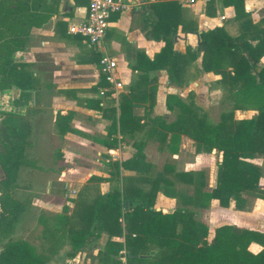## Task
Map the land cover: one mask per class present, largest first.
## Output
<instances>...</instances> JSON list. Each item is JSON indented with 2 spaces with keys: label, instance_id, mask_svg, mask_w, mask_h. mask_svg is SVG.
I'll return each mask as SVG.
<instances>
[{
  "label": "trees",
  "instance_id": "obj_1",
  "mask_svg": "<svg viewBox=\"0 0 264 264\" xmlns=\"http://www.w3.org/2000/svg\"><path fill=\"white\" fill-rule=\"evenodd\" d=\"M221 3L233 8L235 20L240 22L239 34L232 38L218 27L200 32L201 69L219 75L228 84L233 110H245L244 106L250 105L257 115L235 120L230 111L222 114L217 124H211L192 102L185 104L175 96H167L166 107L176 108L177 114L171 123L162 118L152 120L160 129V142H167L168 150L175 153L180 137L187 136L197 145L220 151L214 186L205 188L202 172H174L172 166L164 165L162 171L149 179L148 190L127 184L117 185L106 194L97 193L91 203L81 207L79 226L67 232L73 253L106 235L107 240L96 255L110 264H122L123 257L125 264H264V233L222 225L214 229L208 240L207 226L185 209H207L216 201L223 208L232 202L235 210L242 211L246 206L244 194L257 189L262 175L261 167L250 161L261 155L264 163V64L259 65L255 56V52H264V8L259 22L253 24L244 10V0H221ZM148 9L153 18L151 35L164 43L148 63L152 70L166 67L168 80L177 83L180 65L196 59L190 48L184 54L172 50L173 37L182 25L180 5L176 0H162L150 4ZM50 14L46 0H0V90L18 89L16 104L21 106L31 92L40 88L38 62L42 60L43 68H47L48 58L36 53L35 62L26 64L13 62L11 55L26 48L31 28L43 24ZM206 14L214 15L213 1L206 5ZM182 29L191 28L184 24ZM136 69L142 70L140 66ZM105 85L102 78L99 86ZM121 99L120 127L133 107L127 97L121 96ZM4 116L0 123V239L13 233L15 221L23 211L22 203L9 199L8 191L25 164L26 142L30 136L22 117L10 112ZM63 119L57 116V121ZM113 166L118 168V163ZM121 167L134 169L138 174H146L150 169L142 147L131 159L122 162ZM177 182L190 186L191 193L177 190ZM159 191L181 207L168 213L157 209L155 199ZM251 243L262 249L251 253L248 249ZM44 262L23 241L8 243L0 251V264Z\"/></svg>",
  "mask_w": 264,
  "mask_h": 264
},
{
  "label": "crops",
  "instance_id": "obj_2",
  "mask_svg": "<svg viewBox=\"0 0 264 264\" xmlns=\"http://www.w3.org/2000/svg\"><path fill=\"white\" fill-rule=\"evenodd\" d=\"M159 1L162 0H135L125 10L113 13L102 48L95 50L82 37L67 32L70 23H78L86 16L88 0H46L51 8L50 18L40 26L31 28L26 48L11 55L13 62L26 64L35 62L36 53L48 58L47 68H43L45 62L42 60L38 62L40 88L31 92L22 106L16 104L20 91L15 87L9 88L15 92V96L12 99L14 110L8 112L22 117L30 133L26 149L32 150L33 155L29 161L25 159V164L30 167L33 176L38 174L60 184V187L56 184L52 193L48 190V180L44 194L30 188L32 205L37 206L39 212L46 215L64 212L70 216L74 204L68 197H75L92 176L101 179L100 194H106L119 183L127 184L129 179L147 178L156 164L149 148H157L156 155L162 153L159 148L168 151L167 142L163 144L158 138L160 129L152 122L156 118H162L166 123L172 122L167 117L173 115L171 113L177 114L176 108L169 110L166 107L167 96H175L185 104L192 102L206 115L212 107H220L224 101L231 103L227 83L219 75L201 69L198 34L218 27L230 37H237L240 22L235 20L233 8L224 7L221 0H212L214 15L209 16L206 5L211 1L176 0L181 9L182 25L186 24L191 29L183 30L179 25L173 37L172 50L184 54L190 48L195 52L196 59L182 63L178 81L172 83L168 80L166 67L152 70L148 63L164 45L151 35L153 18L148 9L150 4ZM263 8L264 0H244V10L253 24L259 22ZM103 53L115 60L116 74L122 83L120 89L113 90L107 82L105 86H99L102 79L99 61ZM255 56L259 65L264 64V52H255ZM137 66L142 70H137ZM121 96L127 97L133 105L130 118L124 119L122 127L119 124ZM40 98L45 105H39ZM57 116L63 117V121H57ZM181 138V142L192 148L191 140ZM140 147L145 162L150 165L148 173L138 174L134 169H123L121 163L131 159ZM182 148L185 149L186 145ZM43 150L48 153L45 162L43 156L37 158ZM177 153L169 154L178 160ZM55 154L56 158L53 159ZM113 163H118V168ZM198 164L199 167H195ZM201 170V162L198 161L185 170L174 172L203 173ZM260 182L261 178L258 185ZM131 185L148 190L147 186ZM158 193L155 207L165 213L173 211L170 208L174 200ZM215 203L212 201L209 208L200 210L206 213ZM230 204L234 209L233 203ZM246 208L247 200L244 210L234 211L240 214ZM217 221L218 217L213 220L215 223ZM239 221L244 222L243 225L234 226L264 233V230L253 228L257 223L251 217ZM103 236L87 243L86 248L77 253L69 252L68 245L56 248L55 242L54 248L49 249V243H46V249L40 252V256L46 258V264H110L105 263L103 258L97 259V249L94 248L104 246L106 235ZM248 249L256 254L262 248L251 243ZM120 261L125 264L124 257Z\"/></svg>",
  "mask_w": 264,
  "mask_h": 264
},
{
  "label": "rangeland",
  "instance_id": "obj_3",
  "mask_svg": "<svg viewBox=\"0 0 264 264\" xmlns=\"http://www.w3.org/2000/svg\"><path fill=\"white\" fill-rule=\"evenodd\" d=\"M14 96L15 92L9 89L0 90V123L5 117L4 113L14 110V107L12 105V99L14 98ZM230 102L231 103H226V101H224L220 107H212V109L209 110V112L207 113L208 116L206 115L207 121L211 124H217L220 120V116L230 111H233V117L235 120L244 118H254L257 115V111L250 105L244 106L245 110H233L232 99ZM45 104L46 103L42 102L40 98L39 105L43 106ZM171 114L173 115L167 117L168 121H173L176 118L175 113ZM181 137L188 138L187 136ZM181 137L177 146V151L174 153L176 154L178 152V160H176L177 158H174L172 154H169L172 152L168 150V153L165 148H159V152L162 153H160V155H156L157 148L155 149L151 146L148 151L150 153L151 158L153 159V161L156 162V164L152 166L150 174H148L147 178H138L137 180L132 178V181H130L131 179H129L127 184L136 183L138 185L147 186L149 188V179L153 177L156 172L162 171L164 165H170L173 167L174 170H185L188 166L191 167L192 164H195L200 161L202 166L201 171H203L205 177V188L211 189L214 185V176L220 162L221 152L216 149L208 150L206 147H203L202 145H197L193 140L188 138L193 142V146L192 148H190L187 143L181 142ZM183 145H186L185 149L182 148ZM178 150H180L181 152ZM47 154L48 153L46 152V150L40 151L37 155V158L43 156V161L45 162L47 160V157H45L47 156ZM32 155L33 151L30 149H26L25 159L27 161L32 158ZM55 158L56 154L54 155L53 159ZM38 159L36 161H39ZM252 162L261 167L262 175L260 185H258L257 189L244 194V197L247 200V208L245 212L240 214L236 213L232 208V204H230L227 208L220 207V209L217 203H215L213 207L210 208L211 210H208V212L206 213L202 212L200 209H196L193 207H185L186 210L194 214V218H196V220L204 223L207 226L208 240L212 236V233L214 232L215 228L220 227L222 225L241 226L244 222H241L239 220H244L248 217H251L254 222L257 223V225H254L253 228L264 230V163L262 160V156L256 155L252 159ZM177 165H180V167L178 168ZM195 167H199V164ZM42 177L44 176L38 174H35L33 176L30 172V167H28V165L26 164L20 168L17 176V181L13 185V187L8 191V196L9 199L16 200L22 203L23 211L15 221L13 233L6 239H0V251L4 248L6 244L16 241L25 242L38 255H41L40 252L46 249V243H49V249L54 248L55 242L56 248H59L63 245H68V247H70L69 238L67 235L68 230L79 226L81 207L83 205L91 203L96 197L97 193H100L99 183L101 179L99 181L88 179V181L84 183L81 189L76 192L75 197H68V200L72 201V203L74 204L70 216L64 212L61 214L46 215L41 211L39 212L37 206L32 205L33 197H31V195L33 196V194L30 193V188H32L35 192L43 194L45 193L47 189L46 183L48 179ZM49 177L50 176H48V178ZM168 177H170V175H168ZM92 178H94V176H92ZM48 181V190L50 191V193H52V190L56 186L57 182L56 180ZM125 184L126 182H123L121 184L119 183V186L122 187ZM57 186L60 187V184H57ZM175 186L177 190L185 194L191 193V188L187 187V185L177 182L175 183ZM158 194L161 195V192L159 191ZM175 207L181 206L174 200L173 206H171L170 210L174 209ZM164 210L167 211V209ZM216 217H218L219 221L215 223L213 222V220ZM103 237L104 236L102 235L101 238ZM105 237L107 240V236ZM94 248L98 250V248L100 247L94 246ZM69 252H72V250H70ZM44 259V264H46L47 260L46 258Z\"/></svg>",
  "mask_w": 264,
  "mask_h": 264
},
{
  "label": "built area",
  "instance_id": "obj_4",
  "mask_svg": "<svg viewBox=\"0 0 264 264\" xmlns=\"http://www.w3.org/2000/svg\"><path fill=\"white\" fill-rule=\"evenodd\" d=\"M135 0H88L86 16L78 23H70L67 32L82 37L95 50L102 48L110 16L125 10ZM212 0H204L210 2ZM224 19V17H221ZM99 73L113 90L120 89L122 83L116 74L115 60L102 54L99 61Z\"/></svg>",
  "mask_w": 264,
  "mask_h": 264
}]
</instances>
